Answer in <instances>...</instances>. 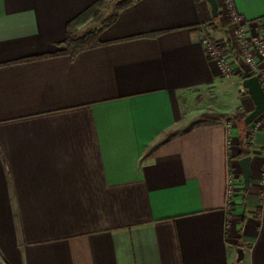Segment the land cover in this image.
<instances>
[{"label":"crops","instance_id":"crops-1","mask_svg":"<svg viewBox=\"0 0 264 264\" xmlns=\"http://www.w3.org/2000/svg\"><path fill=\"white\" fill-rule=\"evenodd\" d=\"M95 1L0 0V264H264V125L245 188L253 102L201 43L231 54L220 12L130 0L96 46L62 52ZM233 2L264 30V0Z\"/></svg>","mask_w":264,"mask_h":264},{"label":"built area","instance_id":"built-area-1","mask_svg":"<svg viewBox=\"0 0 264 264\" xmlns=\"http://www.w3.org/2000/svg\"><path fill=\"white\" fill-rule=\"evenodd\" d=\"M217 2L218 11L229 32L231 54H224L217 42L207 34H203L201 43L207 57L214 61L215 67L222 75H230L235 66H241L239 80L241 92H245L242 80L253 75L257 76L264 88V30L251 29L247 19L237 11L233 0H217ZM249 125L253 128L261 125V115ZM228 137L227 145L231 143L230 135ZM235 183L236 176L231 171L227 174L225 190L226 203L229 205L234 202Z\"/></svg>","mask_w":264,"mask_h":264},{"label":"trees","instance_id":"trees-1","mask_svg":"<svg viewBox=\"0 0 264 264\" xmlns=\"http://www.w3.org/2000/svg\"><path fill=\"white\" fill-rule=\"evenodd\" d=\"M129 2L130 0H117L115 3H113L112 12L108 16L104 15V0L95 1L89 5L67 23V36L62 43V52L75 55L82 50L96 46L98 44L99 33L115 20L118 11ZM88 20H93L97 23V26L81 35L76 34L77 27L83 23H86ZM244 93L248 94L246 89ZM242 126H249V124L244 122V118L242 120ZM245 140L246 138L244 135L239 137L238 145L240 157L250 155V151L245 147Z\"/></svg>","mask_w":264,"mask_h":264},{"label":"water","instance_id":"water-1","mask_svg":"<svg viewBox=\"0 0 264 264\" xmlns=\"http://www.w3.org/2000/svg\"><path fill=\"white\" fill-rule=\"evenodd\" d=\"M210 5V10L213 16H218V2L217 0H206ZM243 87L247 90L252 102L253 108L245 115L244 122L250 124L255 118L264 112V88L257 78V76L245 77L242 80ZM250 160L251 156L246 155L239 158V165L243 175L244 187L248 188L250 183Z\"/></svg>","mask_w":264,"mask_h":264},{"label":"rangeland","instance_id":"rangeland-1","mask_svg":"<svg viewBox=\"0 0 264 264\" xmlns=\"http://www.w3.org/2000/svg\"><path fill=\"white\" fill-rule=\"evenodd\" d=\"M111 3L112 2L105 3V7L107 9L106 11H104V15L105 16H108L111 13V11H112V9H111L112 4ZM215 19H218V17H215ZM94 26H96V23H94L92 21L87 23L83 27L82 31L79 32V34H83L84 32L92 29ZM244 117H242L241 120L238 121V129H239V135L240 136L241 135L245 136V138H246V140H245L246 141V144H245L246 146L245 147L248 148L250 146V144H251L250 141L252 139V135H253L254 131H256L257 129H259L260 127H262L264 125V113L261 114V125H258V126L254 127V128L251 127L250 125L247 126V127L242 126V120H243ZM237 142H238V139L236 140V143Z\"/></svg>","mask_w":264,"mask_h":264}]
</instances>
